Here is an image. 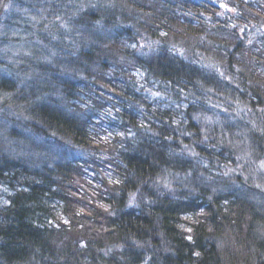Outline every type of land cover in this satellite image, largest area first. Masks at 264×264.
Instances as JSON below:
<instances>
[{
	"label": "trees",
	"instance_id": "1",
	"mask_svg": "<svg viewBox=\"0 0 264 264\" xmlns=\"http://www.w3.org/2000/svg\"><path fill=\"white\" fill-rule=\"evenodd\" d=\"M219 1L0 0V264H264V0Z\"/></svg>",
	"mask_w": 264,
	"mask_h": 264
},
{
	"label": "rangeland",
	"instance_id": "2",
	"mask_svg": "<svg viewBox=\"0 0 264 264\" xmlns=\"http://www.w3.org/2000/svg\"><path fill=\"white\" fill-rule=\"evenodd\" d=\"M224 1L227 4L220 3V1L218 2V4H220L223 7H227V10L230 11V12H232V11H234L236 9L235 7H233V6H231L229 4V0H224ZM27 12L28 11H26V9H25L23 13L22 12H17V14H19L23 19H25L24 14L27 13ZM243 29H244L243 32H246V33L252 32V33H254L251 28H248L246 26ZM257 33H259V32H257ZM18 35L19 34L16 33L15 37L18 36ZM248 35L250 36L251 34L249 33ZM255 36H257V35H255ZM253 37H254V34H253ZM21 57H22V55H21ZM15 61H17V63H19L21 60L20 59H15ZM8 62H11V61L6 60L5 66L8 65ZM12 66L13 65L11 63V68H12ZM10 73L13 74V75L15 74L12 69H11ZM5 75H7V73H5ZM102 128H103L102 131L105 132V134H102L103 137L109 136L112 133L111 130L115 129L113 126H110V125H107V124H104V123L102 124ZM14 184H16V181H14ZM11 190H12V188H11L10 185H6L5 187H1L0 188V205H4V204H6L8 202V196H9V194L12 193Z\"/></svg>",
	"mask_w": 264,
	"mask_h": 264
}]
</instances>
